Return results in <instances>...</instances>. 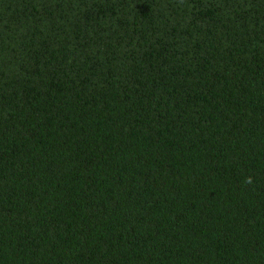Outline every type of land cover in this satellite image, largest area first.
<instances>
[{"label": "trees", "instance_id": "1", "mask_svg": "<svg viewBox=\"0 0 264 264\" xmlns=\"http://www.w3.org/2000/svg\"><path fill=\"white\" fill-rule=\"evenodd\" d=\"M0 264H264V0H0Z\"/></svg>", "mask_w": 264, "mask_h": 264}, {"label": "clouds", "instance_id": "2", "mask_svg": "<svg viewBox=\"0 0 264 264\" xmlns=\"http://www.w3.org/2000/svg\"><path fill=\"white\" fill-rule=\"evenodd\" d=\"M247 182H251L250 178H248Z\"/></svg>", "mask_w": 264, "mask_h": 264}]
</instances>
